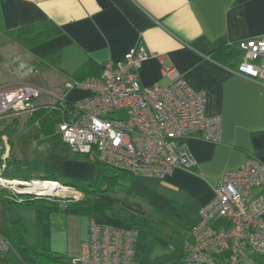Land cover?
Returning <instances> with one entry per match:
<instances>
[{
  "label": "crops",
  "instance_id": "crops-1",
  "mask_svg": "<svg viewBox=\"0 0 264 264\" xmlns=\"http://www.w3.org/2000/svg\"><path fill=\"white\" fill-rule=\"evenodd\" d=\"M47 19L60 27V33L28 48L1 31L15 51L26 50L32 63L59 53L44 68L56 85H36L46 91L38 104L54 102L57 98L48 91L56 89L67 102L89 97L88 89L65 86L76 81L75 70L89 60L102 70L104 62L119 60L132 47L144 45L148 58L140 70L142 86L169 83L164 69H172L194 89L205 90L206 112L221 116L218 142L197 136L187 139L195 160L189 169L176 168L165 177H132L159 178L168 192L187 191L200 209L212 198L213 186L226 170L240 168L249 155L264 162V82L234 71L243 55L237 43L264 34V0H0L2 28ZM58 64L67 70H58ZM16 83L21 82L0 85ZM78 92L85 94L78 97ZM27 118H19L9 136L10 158L17 161V172L34 180L46 173L65 181L90 178L95 162L73 152L57 127L42 134ZM21 127L30 161L19 169L23 152L19 143L15 147L14 136Z\"/></svg>",
  "mask_w": 264,
  "mask_h": 264
},
{
  "label": "built area",
  "instance_id": "built-area-1",
  "mask_svg": "<svg viewBox=\"0 0 264 264\" xmlns=\"http://www.w3.org/2000/svg\"><path fill=\"white\" fill-rule=\"evenodd\" d=\"M237 48L243 55L234 71L264 82V34L239 41ZM147 58L144 45L134 46L123 58L104 62L98 76L68 81L67 88L78 86L91 95L69 104L56 130L73 152L93 162L131 175L165 177L195 163L187 145L190 136L218 142L222 120L206 112V91L194 89L172 69H164L169 83L142 86L140 70ZM45 92L32 84H1L0 125L31 116ZM48 93L64 103L55 90ZM10 152L9 137L3 134L0 178L5 180L9 178L2 177V171ZM56 181L67 191L75 189ZM260 186H264V162L253 155L240 168L226 170L213 186L212 198L200 208L199 222L183 232L180 262L264 264V190L252 192ZM137 233L135 227L90 218L89 237L82 242L81 256L71 264H138ZM11 247L0 231V253Z\"/></svg>",
  "mask_w": 264,
  "mask_h": 264
},
{
  "label": "rangeland",
  "instance_id": "rangeland-1",
  "mask_svg": "<svg viewBox=\"0 0 264 264\" xmlns=\"http://www.w3.org/2000/svg\"><path fill=\"white\" fill-rule=\"evenodd\" d=\"M25 53L26 50L25 52L15 51L8 44L1 33L0 23V82L20 81L43 88L56 85L54 84L56 82L50 78L51 73L45 71V66L27 60V53ZM57 66L61 67L58 70H67L64 64ZM43 70L45 72L42 73ZM55 91L58 92L57 89ZM83 94L85 93L78 92L77 96L80 97ZM9 121L0 125V131L9 127L4 133L8 137L9 133L13 132L10 125L13 121ZM21 129L22 127L14 136L15 147L19 143L23 152L24 162L20 164L19 169L24 167V163L30 161L27 136L21 132ZM9 161L10 158L8 163ZM8 163L6 169L2 171V177L26 181L33 179L10 176V173L9 176L5 175V171H10ZM91 169L89 183L95 181L96 165L91 164ZM120 183L116 185L117 192L113 195L139 202L144 211L145 223L139 225L135 240V261L138 264H182L179 261L182 252L181 237L186 229L195 226L200 219V209L196 199L187 191L168 192L159 178L148 179L123 175ZM74 188L76 190L71 189L66 192V195H50L31 191L27 193L11 186H0V231L9 238L16 249L15 251L12 248L9 254L10 261L0 262V264H26L27 246L34 250L61 254L63 258L60 264H71L73 258L81 256L82 242L89 237V218L84 214L68 211L65 207L87 198L88 195L80 188ZM262 190L264 186L253 187V195ZM24 199H35L33 201L39 204L41 211L36 212L33 205L23 202ZM17 235L22 237L24 243L18 242Z\"/></svg>",
  "mask_w": 264,
  "mask_h": 264
},
{
  "label": "trees",
  "instance_id": "trees-1",
  "mask_svg": "<svg viewBox=\"0 0 264 264\" xmlns=\"http://www.w3.org/2000/svg\"><path fill=\"white\" fill-rule=\"evenodd\" d=\"M1 31L9 36L12 40L28 48L57 35L58 33H60L61 29L57 24L47 19L41 22L23 25L19 28L11 30L1 27ZM58 54L59 53H52L50 55H47L46 57L36 62V64H42L45 67L46 65L49 66L50 64H52V59L54 61L56 56L59 57ZM100 71L101 67L94 61L89 60L80 68L75 70L73 74L75 75L76 80H83L90 75H96ZM69 104H72V102L64 101V103H60L59 101H54L39 103L36 109L33 111L32 115L28 116V124L36 123L38 129L42 134H49L55 130L58 122L62 119L64 112L66 111ZM17 120L18 119H14L12 124L10 125L16 123ZM7 129H9V127H5L4 130L0 131V140L1 136L6 133ZM10 135L11 132L9 133V136ZM16 165L17 161L13 158H10V161L8 163V166H10V171H5L4 174L9 176L10 173V176L13 175L22 176L29 179L31 178L29 176L22 175L20 172H17L15 168H13L16 167ZM96 165L98 166V168L95 176V181L92 183H89L86 179H73L71 181H65L64 179L59 177V175L54 173H46L45 175H43V177H40V179L52 181L58 180L63 184H69L76 188H80L88 195L87 198L81 201L68 204L67 207H65L66 210L84 214L89 219L94 218L101 223H108L122 227H135L138 229L139 225L145 223L144 211L142 210L141 204L134 200L122 199L117 195H113L117 192L116 185L121 184L120 178L123 175L131 176V174L114 169L101 163H96ZM33 200L35 199H24L23 202L33 205L36 208V212H40L41 209L39 208V204H36ZM16 237L18 242L24 243L22 237L18 235ZM163 242L167 244L166 241ZM11 245L12 247L9 251L0 253V262L10 261L9 254L12 248L16 251L15 246H13L12 242ZM25 253L26 264H60L61 259L63 258L62 255L57 252L34 250L30 246H27V248L25 249ZM181 255L182 252L180 254L179 261H181Z\"/></svg>",
  "mask_w": 264,
  "mask_h": 264
},
{
  "label": "bare ground",
  "instance_id": "bare-ground-1",
  "mask_svg": "<svg viewBox=\"0 0 264 264\" xmlns=\"http://www.w3.org/2000/svg\"><path fill=\"white\" fill-rule=\"evenodd\" d=\"M0 183H4L9 186H15V188H19L25 192L31 191L39 194L66 195L68 190V188L62 186L57 181L52 180L26 181L16 178L6 180L0 178Z\"/></svg>",
  "mask_w": 264,
  "mask_h": 264
},
{
  "label": "clouds",
  "instance_id": "clouds-1",
  "mask_svg": "<svg viewBox=\"0 0 264 264\" xmlns=\"http://www.w3.org/2000/svg\"><path fill=\"white\" fill-rule=\"evenodd\" d=\"M32 180H34V179H32ZM41 180V179H40Z\"/></svg>",
  "mask_w": 264,
  "mask_h": 264
},
{
  "label": "water",
  "instance_id": "water-1",
  "mask_svg": "<svg viewBox=\"0 0 264 264\" xmlns=\"http://www.w3.org/2000/svg\"><path fill=\"white\" fill-rule=\"evenodd\" d=\"M28 193V192H27Z\"/></svg>",
  "mask_w": 264,
  "mask_h": 264
}]
</instances>
